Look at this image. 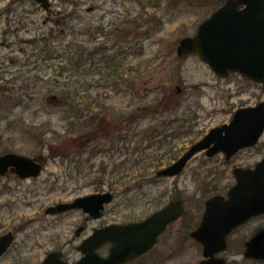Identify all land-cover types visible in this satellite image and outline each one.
Listing matches in <instances>:
<instances>
[{
  "label": "rangeland",
  "instance_id": "374dc122",
  "mask_svg": "<svg viewBox=\"0 0 264 264\" xmlns=\"http://www.w3.org/2000/svg\"><path fill=\"white\" fill-rule=\"evenodd\" d=\"M222 1L50 0L46 10L35 0H0V155L45 159L36 177L0 174V233L15 235L0 264H39L55 247V229L81 218L79 211L60 221L46 213L56 202L113 187L124 214H145L152 199L193 194L202 184L200 158L175 178H158L155 169L236 107L264 100L260 84L236 73L220 79L196 56L176 54L179 39ZM74 104L82 114L72 115ZM259 139L251 154L235 156L236 164L260 160L264 133ZM227 166L216 169L228 176ZM253 223L243 231L260 229ZM234 244L230 252L240 250ZM195 252L185 264L196 262Z\"/></svg>",
  "mask_w": 264,
  "mask_h": 264
},
{
  "label": "flooded vegetation",
  "instance_id": "af4514ba",
  "mask_svg": "<svg viewBox=\"0 0 264 264\" xmlns=\"http://www.w3.org/2000/svg\"><path fill=\"white\" fill-rule=\"evenodd\" d=\"M88 10H93V6L88 7ZM210 71L220 79L234 73L241 76L238 72H228L223 77L211 69ZM247 80L249 81V79ZM76 104H74L72 115L82 114V109L78 108ZM85 110L90 111L91 106L87 104ZM100 110L104 111L105 108H100ZM232 115L226 122L209 127L204 133H200L197 138L190 140L187 146L184 147V150L177 153L173 159V162L176 161L190 147L205 137L211 136L206 141V145L196 150L185 161V165L181 170L174 174V178L182 175L190 165L189 163L195 159H201V166H206L202 169V171L205 170V179H203L202 184L199 182L194 184L195 192L193 194H187L188 192L182 191L176 195V198H170L166 202H160V198H155L151 200L152 204L148 205L154 207V209L148 210L145 214H136L133 210L124 214L123 206L126 203L114 201L117 190L113 187L104 189L101 186L97 192H109L112 201L104 203L96 215L90 214L82 207L61 211L58 214L50 213L60 221L62 217L70 214V211H79L81 218L70 229L66 227L62 230L55 229L56 235L54 241L57 245L55 244L54 248L44 253L39 264H43L51 251L56 252L60 259L73 264L83 257L82 245L84 244H86L84 245V249L87 252L90 251L97 254V257L103 260L109 258L112 249L116 247L121 252L127 251L129 254H132L126 260H116L114 264H185L186 258L195 250L197 251V253L195 252L197 260L194 264H200L202 261H206L207 264H231L230 255H239L242 257V260L257 261L264 264V260L262 259L245 255L247 242L255 234L261 233L264 230V210L261 212L252 211L253 202L258 201L257 194L252 192V187L261 185V182L258 181L260 174H238L239 170H252L260 160L255 159L252 165H243L242 163L236 164L237 161L234 159L238 153H249V149H253L254 151L257 144L241 146L227 152L218 146V140L226 133V130L218 127L226 125L231 120ZM251 153L252 151L249 154ZM38 159L40 160L41 157H38ZM213 159H215L214 163H217V165L215 167L208 166L209 160ZM228 164H230V173L228 176H225L223 171H219L220 174L224 173L220 176L218 169H216L217 166L225 165L226 167ZM43 167L44 163H42ZM160 169V167L159 169H155V176L163 178L164 176L157 174ZM143 170L146 172L149 168L146 167ZM218 175L220 177L215 181V176ZM158 178L152 180L154 181ZM223 180H226V182H222ZM131 188L139 189L142 187L139 183H133ZM59 202L54 204H58ZM169 203H174V205L177 203V207L181 208V210L174 219H171L164 225L162 230H156L158 223L154 224L146 222V220L155 214V212L165 208ZM128 204L131 203L128 202ZM129 208L132 209V207ZM244 212H250L251 214L240 220ZM127 214H130V216H127ZM252 222L259 224L260 229L251 228L249 231H243ZM126 224L130 225L127 230L129 231L128 233L127 231L122 233L116 232L120 231L118 226ZM95 234H99L101 237L90 241L91 237L93 238ZM235 242L239 245L240 250L230 252L232 247L237 249L236 244H234ZM72 247L75 249L74 252L78 254L75 259H70L69 248L71 249ZM129 247L134 249L133 252L129 251L131 250ZM9 248L0 254V258L8 253ZM15 263L20 264L21 261H16Z\"/></svg>",
  "mask_w": 264,
  "mask_h": 264
},
{
  "label": "water",
  "instance_id": "95a60500",
  "mask_svg": "<svg viewBox=\"0 0 264 264\" xmlns=\"http://www.w3.org/2000/svg\"><path fill=\"white\" fill-rule=\"evenodd\" d=\"M41 6L47 9L50 6L49 0H36ZM223 4L210 13V16L202 20L198 25L194 35L180 39L177 45V54L195 53L197 57L204 60L212 70L219 75L230 71H239L242 76H246L253 81L261 82L264 86V0H223ZM53 98L55 97L52 96ZM218 128L226 130L224 136L218 141L219 148L224 151H233L241 146L254 144L259 139V135L264 130V102L257 103L256 106L240 107L234 113L229 124ZM215 137V135H213ZM211 136L196 143L181 158L169 164L159 174L174 175L179 171L185 161L195 152L204 146ZM41 163L27 155L16 152H6L0 155V174L7 171L16 172L21 178L26 176H37L41 171ZM259 173L258 181L261 185L252 187V192L257 194L258 201L253 202L252 211L261 212L264 210V158L259 162L255 170H241L238 174ZM108 193H91L73 199L70 203L61 202L56 206H49L47 212L57 213L71 207H83L91 214H97L98 209L104 202L110 201ZM169 203L160 211L151 215L146 222L158 223L156 230H162L165 224L174 219L181 208L177 203ZM240 220L249 216L250 212L242 213ZM239 220V221H240ZM129 224L118 226L122 233L129 229ZM129 231H127L128 233ZM101 235L95 234L90 241L99 238ZM11 231L0 235V254L3 253L13 240ZM86 245V244H84ZM85 255L73 264H114L116 260H126L131 257L127 251H120L118 247L112 249L111 256L104 260L97 257V254L84 249ZM245 255L264 259V230L256 234L247 242ZM133 252V248L129 247ZM201 262L200 264H206ZM43 264H69L61 260L56 252L51 251L45 258Z\"/></svg>",
  "mask_w": 264,
  "mask_h": 264
}]
</instances>
